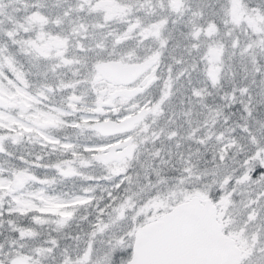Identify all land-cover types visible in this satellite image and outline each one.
I'll return each instance as SVG.
<instances>
[{"label": "flooded vegetation", "instance_id": "flooded-vegetation-1", "mask_svg": "<svg viewBox=\"0 0 264 264\" xmlns=\"http://www.w3.org/2000/svg\"><path fill=\"white\" fill-rule=\"evenodd\" d=\"M57 1L53 7H11L9 21L0 13L3 51L21 65L19 71H14L18 80L13 79L4 87L10 90L9 97L0 95V109L10 115L8 124L0 122V169L3 171H0V180L6 181V185L2 183L10 195L28 189L30 195L37 197L36 202L31 200L42 211L37 214L39 209H29L31 212L25 221L31 222L30 233L38 227L47 230L48 226L44 225L47 221H72L74 230L85 218L108 221L106 219L111 215L108 188L112 172H136L141 149L139 139L144 134L149 147L152 139V146L156 148L161 129L173 121L191 119L190 106L198 103L188 101L199 88L197 81H201L200 73L195 75V71H186L188 63L181 62L182 58H176L170 51L166 59L177 65L174 64L172 73L168 72L165 77L159 48L166 45V41L162 40L160 45L161 31L156 24L159 0ZM183 1L180 0L181 4ZM196 4L197 0L188 4L189 14L184 18L186 30L207 20L206 15L198 14ZM215 6L211 2L213 10L219 7ZM222 9L215 10L218 17L212 23L215 30L222 28L223 18L219 15ZM166 18L174 20L171 16ZM167 21L162 24L172 23ZM197 29L200 32L201 27ZM183 57L196 67L200 60L203 62L194 51ZM218 58L213 60L218 61ZM31 60L32 67L30 65L28 69ZM141 65L143 68L139 69ZM178 70L186 71V74L177 75ZM209 80L210 84L204 86L208 92L212 93L215 88H219V92L223 90L221 78L215 80L210 76ZM163 83L168 90L162 89ZM175 83L178 85L173 87ZM177 94L188 95L187 101L185 98L173 101ZM219 98L216 94L215 99ZM219 104L220 101H216L205 106L214 109ZM178 114L184 117L179 118ZM132 117L141 118L129 131L105 135L97 128L101 123L119 124ZM6 125L11 129L6 130ZM121 143L124 146L117 149L118 152L134 147L130 157L125 155L122 160L104 158ZM212 155L218 158L209 151L205 153V157H214ZM253 156L257 157L255 153ZM254 170L263 172L259 167ZM250 171L246 170L249 177L255 175ZM248 174L239 176L233 184L232 203L226 202L223 187L220 188L215 205L217 221L222 236L231 237L228 239L236 255L235 264H264V182L244 181ZM80 185L102 186L104 191L95 193L93 190L87 194L80 191ZM78 195H89L90 198L67 202ZM0 202L10 203L4 195ZM226 204L231 205L229 216L225 211ZM47 206L56 208L51 210ZM36 219L38 226L34 223ZM13 223L15 220L11 215L0 208V249H16L11 234ZM107 230L103 233L108 234L110 230ZM74 236L65 241L66 245L72 244L70 255L66 253L68 261L58 253L52 257L44 254L42 261L26 264H80L75 250L78 241ZM45 239L46 236L42 243H34L35 238L29 239L28 249H49ZM62 247L57 245L55 249ZM133 251L134 247L114 252L112 262L128 264Z\"/></svg>", "mask_w": 264, "mask_h": 264}, {"label": "rangeland", "instance_id": "rangeland-1", "mask_svg": "<svg viewBox=\"0 0 264 264\" xmlns=\"http://www.w3.org/2000/svg\"><path fill=\"white\" fill-rule=\"evenodd\" d=\"M173 1L178 7L173 5ZM191 1L184 0L181 4L180 0H159V19L156 22L161 31L160 45L162 40L166 41V45L159 48L161 62L165 67L163 70L165 77H168V72L172 73L176 58H182L181 62L188 63L189 69L186 71H195V75L201 74V81L198 80L196 84L199 88L188 101L199 104L190 106L191 119L176 120L171 125L165 126L164 130L161 129L159 138H156L159 140L156 148L152 146V143L154 144L152 139L149 147L144 134L139 139L141 149L136 172L129 174L112 172L111 186L108 185L110 193L108 197L111 199L109 210L111 215L106 219L108 221L104 219L91 221L85 218L86 220L81 221L80 226L75 227V230L72 229V221H47L44 224L49 227L47 230L43 231L44 227H38L35 232L30 233L31 222L25 219L31 212L29 209L35 208L36 211L39 209L37 203L31 200L35 199L36 202L37 197L30 195L28 189L17 190L10 195L3 186V183L6 185V181L0 180V198L4 195L10 201L9 204L0 202V208H3V213L11 215L15 220L14 225H11V234L16 248L0 249V264L39 262L42 261L44 254L52 257L58 253L68 261L66 253L70 255L72 244L71 242L67 244L68 250L65 241L71 239L73 234H75L74 239L78 241L75 246L78 249L75 250L80 264L85 262L126 264L125 261L112 262L111 257L114 252L133 249L136 234L144 225L165 217L171 210L193 197L205 200L212 196L219 199L221 187L225 193L223 198L227 203H232V186L239 176L248 174L246 172L248 169L255 172V175H250L252 179L249 174L246 175L244 181L264 182V0H239L240 8L235 11L234 19L232 18L234 0H207V3L204 0L203 2L197 0V12L199 15H202L201 13L206 15L207 20H204L205 23L202 20L201 24L191 25L189 30H186L184 18L189 14L188 4ZM211 2L219 5L216 11L223 7L219 13L223 18L220 30L219 28L215 30L212 26L214 19L218 17L211 7ZM57 4V0H0V13L4 14L3 19L9 21L11 12L8 10L11 7L45 5L53 7ZM167 16L173 17V22L168 20ZM166 19L172 23L163 25L162 22L167 21ZM200 27L199 32L197 28ZM5 34L9 42L10 38L7 33ZM9 35L12 36L10 32ZM3 47L0 42V95L9 97L10 90L4 87L6 84L9 86L11 80H18V74L14 71H19L21 65L11 54L5 53ZM169 51L176 57L172 60L174 64L166 59ZM189 51L198 53L203 59V62L199 61V67L194 66L193 62L186 59L187 57H183ZM214 57H219L218 61H214ZM186 71L178 70L176 74H186ZM210 76L215 80L217 77L222 79L220 86L224 87L221 92L219 88H215L210 93L208 88L204 87L210 84ZM162 85L163 90H168L166 83ZM176 85L178 83L173 87ZM216 94L221 97L222 105L219 104L214 109L207 108L206 103H216ZM182 96L187 101L188 95ZM160 101L163 102L161 99ZM7 112L0 109V116L3 117H0V120H4L0 122L8 124L10 115L8 116ZM177 117L184 116L178 114ZM5 127L6 130L10 128L7 125ZM207 151L216 154L217 160L215 155H212L214 157L205 162ZM254 153L256 158L253 156ZM199 156L203 158L204 165L203 161L201 164ZM256 167L263 168V172L255 171ZM167 171L174 174L172 178H169L170 173ZM79 187L81 192L87 194L93 190L95 193L98 190L104 191L102 186L97 188L93 185H80ZM83 198L89 199L90 196L70 197L67 202L71 203ZM213 203L217 205L216 200ZM76 204L80 206L79 203ZM47 207L51 210L56 208V206ZM229 207L226 204L225 211L228 216L231 205ZM39 211L42 210L39 209L37 214ZM130 215L134 217L128 219ZM34 223L38 226V219ZM107 229L110 232L104 234ZM44 236H46L44 243L46 242L49 249H28L29 239L35 238L34 243H42ZM57 245L63 246L62 249H55Z\"/></svg>", "mask_w": 264, "mask_h": 264}, {"label": "water", "instance_id": "water-1", "mask_svg": "<svg viewBox=\"0 0 264 264\" xmlns=\"http://www.w3.org/2000/svg\"><path fill=\"white\" fill-rule=\"evenodd\" d=\"M234 11L240 8L234 0ZM143 68V65L139 69ZM141 117L116 123H101V133L129 131ZM124 143L115 145L104 158L122 160L131 156L134 147L118 152ZM236 255L231 240L222 236L217 221V208L209 200L193 197L178 205L165 217L142 227L128 264H235Z\"/></svg>", "mask_w": 264, "mask_h": 264}, {"label": "trees", "instance_id": "trees-1", "mask_svg": "<svg viewBox=\"0 0 264 264\" xmlns=\"http://www.w3.org/2000/svg\"><path fill=\"white\" fill-rule=\"evenodd\" d=\"M231 86H232V85H231ZM182 95H183V94H182ZM182 95H181V94H177L176 98H175L173 101H175V102L183 101V100H184V99H183L184 96L182 97ZM221 100H222V99H220V98H219V100H216V99H215V101H221ZM209 157H210L209 159H208V157H207L206 159H204V161H205V162H208V160L212 159L211 156H209ZM176 158H177V157H176ZM199 158H200V160H201V164H202V161H203L202 159H203V158H201V156H199ZM215 158H216V157H215ZM216 160H217V158H216ZM173 161H175V159H173ZM204 161H203V165H204V163H205ZM167 166L169 167V165H167ZM168 167H167V168H168ZM167 172L170 173V174H168L169 178H172L174 174L171 173L170 171H167ZM210 199L213 200V201L216 200V198H214V197H212V196L210 197Z\"/></svg>", "mask_w": 264, "mask_h": 264}]
</instances>
